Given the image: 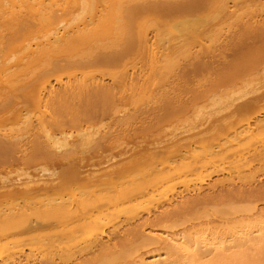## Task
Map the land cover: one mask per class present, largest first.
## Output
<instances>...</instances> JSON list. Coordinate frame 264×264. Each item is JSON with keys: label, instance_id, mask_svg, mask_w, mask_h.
I'll return each instance as SVG.
<instances>
[{"label": "rangeland", "instance_id": "obj_1", "mask_svg": "<svg viewBox=\"0 0 264 264\" xmlns=\"http://www.w3.org/2000/svg\"><path fill=\"white\" fill-rule=\"evenodd\" d=\"M118 1L120 0H117L116 2ZM224 1L226 3H222ZM170 3L173 6V8L160 7L152 12L142 13V17H143L142 24L146 26L145 29H147V37L149 39L148 40L149 42L147 44H144V46L142 45H138L136 47L134 46L131 49L127 50V52H125V54L127 53L126 55L123 54L124 52H122V54H120L118 57L113 59L112 62L105 61L103 63L93 64L92 66L91 65L84 66L86 68H83V66L79 67L77 65H70L62 69H54L53 72H51L53 69L52 70L50 69L51 71L47 69L48 72L50 71L51 73L49 76L50 78L47 76L50 79L51 86L56 89L62 87L61 85H64L66 82H68L69 81L68 78L72 77L71 79L74 80L73 76H68L69 74L75 73L76 76H78L79 72H83V71H85L84 72L85 74L81 73L82 75H86V76L90 75V77L92 76L93 80H95L96 82L98 80L99 83L107 85L108 88L109 87L112 88L111 93L113 94L110 95V97L113 96L111 97L112 99H110L108 95L102 97V101H100L101 98L99 99L100 105L103 108H101L100 105L98 104L99 101L97 102L99 108L103 109L104 115L103 113L100 112L101 115L95 118L90 124H88V126H86V124L77 125L76 123L78 127L77 126L75 127V125L73 124V119L75 118L74 116H72V114H74V111H72V107H70V104H67L66 105L67 107L65 105H64L65 107L62 106L63 110L62 108H59L61 107V105L58 106L57 104V106L56 105L55 106L58 108V111L57 108L53 106L52 107L53 113H52L51 105H50L51 103L46 102L48 98V97L46 98L48 92L45 93L44 90L42 91L43 95L41 101L40 100L36 101L37 99L36 100L32 99L31 94L36 95L40 93L39 85L36 81L31 83L36 86L35 88L19 89V91L13 96L14 101L12 96H10L8 100L7 97H5V94H3V92L2 93L0 92V100H1L0 106H2L0 107V115H2L0 116V134H7V135L10 134L9 136H11L12 133H16L21 129L23 131L26 130V128H28V126L30 125L32 126V124H33L32 127L34 128V132L36 131L37 132L36 134H38L40 132V128L39 131H37L38 121L42 116H44V118L46 119L45 121V119L42 117L44 121L49 122V125L47 123V127L54 133L56 137H60L58 141L60 142V144L62 143L63 145L60 146L58 142L56 145L54 144L57 148L53 145V147L49 146L46 149L50 150L52 154L56 150H57L56 152L58 153L63 152L62 154H67V153L69 154V156L65 155L66 159L64 158L61 159L62 162L60 160H57L56 162V159H54L56 154L55 152L52 156H49V154L48 156H46V154L42 151L39 153V151L43 149H37L38 151L34 149L35 152L33 153V156L30 154L31 159L25 162L24 160H19L17 158L18 154H14L12 151L9 150H7L9 152L4 151L6 154H8L5 155L8 158H6L5 156L0 157V178L8 176L9 179H14L15 176L17 177V174L19 172L20 174H22L21 172L25 171L26 169L29 171L28 173L31 177L38 179L39 181H43V179L48 180L51 175L55 176L53 172L58 173L59 171L60 173L61 171L64 172L63 175H61V173L60 174L55 173L56 175H59V177L61 175L60 180L61 182L63 181L61 184L63 185L64 188L60 187L61 189L59 188L60 190H58V192L62 190L60 195H58L60 198L65 199L66 201L69 200L78 201L79 198L81 199L82 197H86L88 201L90 199V201L92 200V202L95 203L96 202L101 203L103 201L106 202L110 197L112 198L116 196V193L114 195V191H115L113 189L114 187H107L105 188L106 190L101 189L99 190V192L97 191L98 193H96L95 196H93L95 194L94 192H89L92 193V195L88 193V191L90 190L86 186L87 185L86 181L83 180L82 182L74 181L70 171H68L69 169H71L70 167H75L77 163L81 165V162L76 161L77 160L76 158L77 155L79 156L81 154V153L79 154L78 151L79 150L81 151L82 146H83L82 149L85 150L88 149L87 151L90 150L89 152L92 151V153H89V155L91 154H92L91 156L94 155L93 157H91V160L94 159L93 161L95 162L96 161L95 159H100L101 161L102 156H107V155H103L105 153L108 154L109 152H116V149L117 148L119 149V147L125 143L128 145H123L124 147L131 146L127 148L129 150L130 149L132 150V148L135 150V148L137 149L141 145L143 147V144L146 146L147 145L151 146L150 144L162 138L165 132L171 131L172 127L175 130L177 129L176 130L177 132H179L180 130H184L183 131L184 134L186 130L185 132L186 134H191L193 132L200 130L202 128V125L205 124L204 126H207L206 122L208 123L207 120L209 121L212 120L211 117L213 116L212 113L213 111L217 110L223 112L225 109L229 108L230 105L233 104L234 106V105H239L240 103L242 104L243 103L242 101L245 102L248 100V98L250 99L253 96L257 95L259 92L264 91V62L259 61L255 65H251V66H247V65L243 66L242 63H244V61H242L241 64L237 63L236 65H233L232 63L228 65L227 62H225L226 59L232 61L242 60V56L240 58L239 55L240 54L242 55V53L245 54L252 44V37L248 35L249 32L247 30V27L249 25L248 24L245 25V23H249L252 25H256V24L260 25L264 23V10L262 11L261 8L254 3L251 4L248 2H242L240 0L239 1L238 0H170ZM223 4L228 5L226 7V10L222 8ZM246 17L248 18V20L245 19ZM242 18L245 20L243 21ZM180 30L185 31V34H182V36L180 35L182 38H185V40L181 39V37L178 36L179 33H181ZM173 36L175 37L174 40L177 37H179L180 40H182V42L180 41L179 44L176 43L179 47L181 46L183 47V48L181 47V50L177 46L176 47L169 45L161 46V47L158 46L159 43L165 41L168 38L171 39ZM237 41H239L238 42L239 47L235 46L237 45ZM203 47L204 48L209 47L210 49L209 48L208 49L212 52L211 55L205 57L204 56L197 57L198 56L197 54L203 51L204 49ZM19 49L21 50V48ZM19 49L18 48L13 49L12 53L10 50L11 55L9 53H7V55L9 54L8 56L5 55L9 59V60L7 59V62L9 61L12 64L13 63L12 61L14 62L17 61L16 59H18V57L22 53V51H20ZM164 54L166 57L163 56ZM3 57H1V59L7 58V57L5 58ZM231 58H234L236 60H233ZM1 59L0 61H3ZM153 60H154L153 62L154 64L151 67L150 62ZM7 62L5 63L7 64ZM229 69L231 70V72H229ZM46 71L45 73L49 75V73ZM125 73L126 75H124ZM149 74H151V77L149 76ZM154 75H155V79H154ZM123 76H125V78ZM90 77L88 78L91 80L92 78ZM145 77L150 79L147 80V78ZM118 78H122V79H118ZM120 80L122 82H120ZM153 80H155L154 83H152ZM133 86H135V89ZM138 89L140 91H138ZM131 90H133V92ZM159 94H162L165 97L163 96L162 98H160L161 95ZM157 95L159 96V99H155L157 100L155 101L154 97L158 98ZM107 97L109 98V100ZM5 100L9 102L8 103L6 101L8 104L7 107L5 106L6 104L3 105ZM16 100L19 103H17ZM153 100L156 103L158 101H161L158 102V105L159 104L163 105L164 103L165 107L164 105L161 106L160 110H158L160 112H157L156 110L152 111L151 109L157 106L156 103H154L156 106L153 104ZM114 101L117 102L114 103ZM118 102L120 103L119 105ZM112 104L114 106L116 104V106L114 107L112 106ZM17 105L18 107H16ZM150 105H152V107H150ZM260 105L263 106L264 101L263 103L261 102ZM110 106L111 108H109ZM9 107H11V109ZM116 107L118 111L115 112ZM8 108L10 110H8ZM54 108L56 109L57 114H54L55 113ZM66 108L68 110H66ZM105 108H106L105 112L108 109L111 110L113 108L111 111L112 113L109 111L106 112L105 114L104 112ZM3 110H5V112ZM150 110H151V114L149 115ZM139 111H141L142 114ZM50 112L52 114H50ZM154 112H156L157 114ZM196 112H198L199 115L198 114L195 115ZM210 112L212 116H209ZM216 112H214L215 117L217 116ZM220 112H218V114ZM255 112L256 111L254 112L252 111L247 114L245 113V115L240 116L239 118H235L234 119L235 121L234 120L230 121L232 124L228 125V126L231 125L234 126L233 128L237 133V131H239L241 128L243 129L246 126L247 123L245 122L250 121V125L249 124L248 125L250 127H254L255 129L254 136L256 135V137L252 136L253 138L251 137L249 139L250 144L251 143L253 144L250 145L249 141L246 140H238L240 141V144H242L241 146L238 145L239 143L236 142L237 139H235L234 141L233 139H231L232 137L230 138L233 132L228 133L226 135L225 134L220 135L222 131L220 130L219 134L215 133V135H213L216 138L214 137L215 138L214 139L215 142L213 141L214 145H211L212 144L211 143L210 147L214 146V149L218 150L220 148L219 147L217 148L216 146H220L219 145L220 143L222 145V149L223 148L228 150L231 149V152H233L232 150L234 147V149H237L235 150L237 152V156L236 154H234L236 153L235 151L232 154L230 153L231 155L234 154L233 156L229 154L230 152L229 151L228 154L224 156L226 158H224L223 156H217V157L214 156L211 159L212 160L211 163L208 162L206 163L207 165L203 167H200L199 164L198 165L199 167L194 166L193 169L191 170H187L185 168L186 170L183 171L181 170L182 172H175L178 173L177 177L176 174L172 175L171 177L170 176L171 174L169 175L168 173L172 170H166L163 175L164 179H161L159 177V180L156 179L154 180V182L150 181L151 182L150 184L153 185V188L157 187L158 189L153 193L152 196L138 198L136 200H133L132 202H120L121 204L114 203V205L110 207L108 213L107 212L97 213L96 214L97 216L94 219V221L89 223V227L78 233L76 240L66 238V239L52 241V243H45V241L43 243H40L38 241L21 242L17 245L10 247V250H5L3 252L1 251L2 253L0 252V263L1 261L9 262L14 258L16 259L20 256V253H21L20 257H22L26 255L25 253H27V251H29V253H34V255L27 253L30 255V258L34 257V259L37 258L40 259V256L42 258H44L43 256L45 255H46L45 257H48L52 255L53 252L56 253V251L59 252L62 250L64 251L66 249V250H70L69 252L72 253L73 255H76L71 260L72 264H74L75 262L76 263L79 262L81 264L82 260H84L82 261V263L86 262L88 264H93V263L98 264L100 258L97 254H96L97 256L94 254V252L97 253L98 247H95L97 248L96 250L87 249L88 247L87 242L90 241L89 243H92L93 239H95L94 241L96 243L97 241L98 242L100 241L101 243H105L108 245L111 244L112 242H113L112 244L115 243V245L112 244L109 245L112 247L115 246V249L112 248V253H117L118 251H116V249L119 250L123 247L124 248L126 247V249L131 248L129 249L130 256L127 255L121 260L115 262L114 264H149L151 260L158 258V254L160 253L162 254L163 250L159 249L157 244L153 245V243L152 245L150 243H141L139 245V240L146 234L149 235L152 234L151 236L162 235L160 237H166L169 235H173L174 233L179 234L180 232H181L180 234H185L183 232L186 233L189 232L193 234L195 231H200L205 229L207 230L214 227H220V229L223 227H229L232 226L236 221L242 219L244 222L245 221L248 222L251 221L256 216H258V218H264V215H258L260 214V211L262 209H263L262 211H264V156H262L261 158L258 155H255L256 149L258 151L264 148V140H263L264 124L258 125L256 127L254 125L256 123L255 119L257 120L264 119V112L260 114H255ZM130 113H132V115L133 114L136 115L138 113L140 116H143V118L140 120L139 118L135 119V121L134 119H132L130 121L131 124L129 122L128 124L120 127L117 124L118 122L117 120L120 118V116L121 118H125V116L129 117ZM159 113L161 117L159 116V118H157ZM151 115L153 116V118L151 117ZM144 116H146V120ZM195 116H197V119L194 118ZM49 117L51 118L55 117V119H51ZM246 118H249V120ZM31 122L32 124L29 125V123ZM213 122L214 120H212V123ZM26 124H28L26 128H23ZM228 126L227 128L225 127V130L228 129ZM235 126L237 127L238 130L235 128ZM127 127L128 129H126ZM114 128H117L118 131L117 129ZM257 128L259 129L260 133L257 132L258 131ZM108 129L110 130V132H108L109 131ZM87 130L91 131V135L95 133V136L93 134L92 137H96L98 142H101V140L103 141V143L101 142L102 145L101 143L98 142L96 143V145H98L96 146L97 150H95V146H93L92 144L88 145L89 147L86 146V142H84V140L81 139L83 138L82 136L84 135L81 134L82 136L80 135L81 136L80 138L79 134L83 132H87ZM114 130H116L119 133L117 134V132L116 131L114 132ZM111 131L112 134L115 133L113 134L115 136L111 134ZM107 133H109L111 137L113 136L112 140L109 134H108L109 138L106 139ZM36 134L34 133V135ZM88 134L90 135V133ZM96 134L99 136L97 137ZM127 134L130 138L127 136ZM223 135H225L226 137ZM100 136L101 137L104 136L105 138L102 139ZM66 137H67L66 143L68 142L67 144L64 143ZM63 138L65 139L63 140ZM98 138L101 140H99ZM38 139L42 141L41 144H44L43 141L45 139L44 137H43L44 140L42 139L41 133H39ZM75 139H78L77 141L79 143L81 141H83L84 143L82 142L80 144H77L78 142ZM104 139L106 142L104 141ZM109 139L110 141H108ZM254 139L259 141H255ZM231 140H233L234 143ZM73 142L75 145L74 147L72 144ZM257 142L258 144L259 142L261 144L258 145ZM76 146L78 147V149ZM101 146L106 147V149L105 148L103 149V147ZM242 146H246V147H242ZM206 147L209 148L208 143L206 144V146L201 145L200 147L198 145L197 146L198 149L196 148L195 150V152L197 153L195 154H198L199 157L204 155V153L206 154V152L208 151L207 150L208 148L206 149ZM65 148L66 150H64ZM70 148H72L74 151L77 150V153L75 154L76 156L72 154L74 151H72ZM100 151L102 153H99ZM43 153L46 157L43 156ZM67 156L69 159L67 158ZM74 156L76 157L75 159ZM204 156L202 157L203 160H204ZM48 157L50 159H46ZM118 157L120 160L121 159L122 160L120 161L116 159H111L108 162L102 164L99 163L100 164L99 167H98L99 164L97 165L95 164V165L97 168H99V171L100 170L103 171L112 168V166L113 167L118 166L117 164L127 159L126 154L125 157L122 155L121 157L120 156ZM190 157L188 158L187 155V158L186 159L182 158L183 161L182 160L181 161L185 163L190 161L189 163H192L193 160L191 159L193 157L192 158ZM244 157H246L247 162L245 159H243ZM239 158H241V161L239 160ZM83 159L84 161H86L87 156H85ZM83 159L81 161H83ZM102 160H103L102 162H104V159ZM146 163L148 164V162L143 161L140 162L139 166L138 164L136 165L137 167H135L134 169L135 174L132 172L134 176L131 175L132 178H135L137 180V178H139L140 176L141 178L143 176H146L147 174L146 172L149 171L148 165H146ZM73 164H75V166H71ZM197 164L198 163H196L195 165ZM94 167L92 168V172H94L93 171ZM78 168H80V170L79 169L78 170L81 172L84 169L82 173L79 172L80 173L79 176L86 177L87 175L88 176L90 175L87 173V171H90L91 169L89 170L87 168L86 171V168H81L80 166H78ZM97 168H95V170ZM68 172L71 177L68 175ZM136 173L138 175H136ZM166 174H168V176ZM131 176L129 177L131 178ZM59 177H57V179ZM168 177L172 179L171 180L169 179L168 181L167 180ZM125 179L126 178L122 179L123 184H120L118 180V184H120L121 186L116 183L117 186L115 187V189H118L117 187L120 186L119 188L121 190V187L122 185H124V183L125 185L128 186L127 184L128 177L126 182ZM164 180L166 181L163 185V183L160 181H164ZM128 183H130V180ZM0 184H1L0 186L3 187L0 188V196H1L0 204L1 206L3 205L5 207L6 204L4 205V201L7 202L8 200L11 201L13 199L7 198V196L9 197L8 193H5L7 190L4 191L7 188V186L5 187L1 179H0ZM156 184L161 187H158ZM129 185H131V183ZM154 185L156 187H154ZM56 195L57 194H55V196ZM119 195L117 194V196ZM59 197H55V200L62 201V199H60ZM111 198L109 200H111ZM191 198L192 199L198 198V202L193 204L194 205L193 208L185 209L177 216L163 217L160 220L156 219L161 214L165 213L168 210L174 209L176 206H179V204H181L183 201L185 200L187 201ZM9 201L7 202L8 207L11 206L9 204H13V203L15 204L17 202V201H11L10 203ZM91 205L90 206L88 205V207H86L85 210H82L79 216H86L89 212H91L90 211ZM230 207L231 209L235 207L236 208L240 207L239 209L242 208L243 211L241 209L240 212L235 214L213 213L215 210H220L222 208H230ZM135 222L138 225L141 224L142 226L141 227L138 226L139 228L137 230V234H134V236L131 235L132 237L130 239V236L128 238V234L126 233L125 235L124 233L128 229L127 227L130 228L131 226L136 225ZM138 231H140V233ZM115 233L117 234L116 236ZM173 236H175V234ZM75 241L77 242L81 241V242L80 244L77 245V242L75 243ZM82 242L83 244L86 243V246L83 245ZM92 244H90V246ZM76 245L78 246V248L80 247V245H81L80 248H83L82 246H84L87 252H85L86 250H84L83 253L81 254V251H79V249L77 250V247H75ZM116 246L118 247L116 248ZM136 246L138 247L136 248ZM74 247L76 249H74ZM132 248L133 249L136 248V249L133 250ZM43 253L44 255H42ZM216 253L217 252L215 251L211 253L206 252L204 253L205 255L202 259L193 258L192 261L194 262V264H205L209 260L217 259L215 257ZM163 256L164 254H162L161 257ZM90 260L91 261L94 260V261L91 262ZM178 262L179 264H182V260H179ZM249 264L252 263L249 262Z\"/></svg>", "mask_w": 264, "mask_h": 264}, {"label": "bare ground", "instance_id": "obj_2", "mask_svg": "<svg viewBox=\"0 0 264 264\" xmlns=\"http://www.w3.org/2000/svg\"><path fill=\"white\" fill-rule=\"evenodd\" d=\"M116 1L117 0H0V59L3 56H4L3 58H5L9 54L11 55V53L13 52L12 51L13 49L21 48V50L20 49L19 50L22 51L21 55L18 57V59H16L17 61H15V62L12 61L13 62L12 64L9 61H8L9 63L7 62L8 57L6 59H1L3 61H0V92L1 93L3 92V94H5V97H7L8 100H9L10 96H12L13 101H14L13 96H14V94H16L19 91V89L35 88L36 86L31 84V83L36 81L39 85V92L40 93L36 94V95L31 94L32 99H35V100L37 99L36 101H39V100L41 101L42 95H43L42 91L44 90L45 93L48 92L46 98L47 97L49 98V100L47 98V100L49 102L47 100H46V102L51 103L50 104L51 105V111H52V107L53 106L56 107L57 104H58V106L61 105V107H59V108H62V106L65 107L67 104H70V107H72V111H74V114H72V116H74V118H75V119H73V124L75 125V127L78 124H81V125L86 124V126H88V124H90L95 118H97L98 116L101 115V113H103V109H101L103 107H101V105H100V101H102V97L108 95L109 98L112 99L111 97H113V96L110 97V95L113 94V93H111L112 88L111 87L108 88L107 85L99 83L97 79H96L97 80V82H96L95 80H93L92 76L90 77V75H88V76L82 75L81 73L85 74L84 73L85 71H83V72H79L80 75L78 74V76H76L75 73L69 74L68 76H73L74 80L71 79L72 77L68 78L69 81L71 79L70 82L68 81L64 85H61L62 87L56 89V88H53L51 86L50 79H49L50 78L49 76L51 74L50 71L53 69L51 71V72H53L54 69H62L64 67L70 66V65H77L79 67L83 66V68H86L84 66H90V65L92 66L93 64H99V63H103L105 61L106 62H110V61L112 62L113 59H115L120 54H122V52H124L123 54H125V52H127V50L131 49L134 46L135 47L138 45L144 46V44H147L149 42L148 41L149 39L147 37V29H145L146 26L142 24V21H143L142 13L152 12V11H154L160 7H162V8H164V7L173 8V6L170 3V0H120L118 2H116ZM240 1L248 2L251 4L254 3L258 7H260L262 11L264 10V1L263 0H240ZM222 3H226V2L224 1ZM227 6L228 5L223 4L222 8L224 10H226ZM245 19L248 20L247 17ZM245 19H243V21ZM243 23H245V22H243ZM247 24L249 25L247 27V30L249 32L248 35H250V37H252L251 47H249L248 51L245 54L242 53V55L241 54L239 55L240 58L242 56L241 61H238V60L232 61V60L226 59L225 62H227L228 65L230 63H232L233 65H236L237 63L241 64V62L244 61V63H242L243 66L244 65L251 66V65H255L259 61L264 62V23H262L260 25H257L256 23H255L256 25L245 23V25H247ZM180 32L181 33H179L178 36H180V35L182 36V34H185V31H183V30H180ZM194 35H197V34H194ZM172 38L166 39L165 41L159 43L158 46L161 47V46H168L169 45V46L179 47L177 44H179L180 41L182 42V40H180L179 37H177L179 39L176 38L175 40H174V38H175L174 36ZM181 39L185 40V38H182V37H181ZM240 41H241V39H240ZM238 42L239 41H237V45H235V46L239 47ZM241 43H243V42H241ZM174 44H176V45H174ZM181 47H179L180 50H181ZM208 48L209 47H205L203 49V51H201L198 54L196 53L198 55L197 57H202V56L205 57L208 55L210 56L212 52L209 50L210 48L209 49ZM10 50H11V53H10ZM200 50H201V48H200ZM7 53H9V54L7 55ZM5 55H7V56H5ZM163 56H165V54ZM225 58H226V56H225ZM231 59L236 60L234 58H231ZM5 62H7V64ZM151 62H152V64H151ZM151 62H150V66L152 67L154 64L153 63L154 60ZM47 69H49V70L51 69V70L48 72ZM45 71L48 72L49 75H47V73H45ZM229 72H231L230 69H229ZM150 73H152V72H150ZM86 74H87V72H86ZM124 75H126V73ZM149 76L151 77V74H149ZM88 77H90L92 79L90 80ZM123 77L125 78V76H123ZM145 78H147V77H145ZM118 79H122V78H118ZM149 79L147 78V80H149ZM154 79H155V75H154ZM151 81H152V78H151ZM154 81L155 80H153L152 83H154ZM120 82H122V81L120 80ZM133 87L135 89V86H133ZM133 90H131V91L133 92ZM136 91H137V89H136ZM138 91H140V90L138 89ZM141 91H142V89H141ZM161 91H163V90H161ZM30 92H32V91H30ZM159 95H161L160 98H162L164 96L162 94H159ZM173 95H175V94H173ZM173 95H172V97H173ZM129 96H131V95H129ZM157 97L158 98L154 97V100L159 99L158 95H157ZM109 98H108V100H109ZM130 98H132V97H130ZM99 99H100V101H99ZM35 100H33V101H35ZM154 100H153V104L156 103L155 101H157V100H155V101ZM6 101L7 100H5L3 105L6 104L5 106L7 107L8 101L7 102ZM98 101H99L98 104L100 105L101 108H99V106L97 105ZM103 101H105V100H103ZM112 101H110V102H112ZM263 101H264V91H261L257 95L253 96L252 98H250V99L248 98L247 101H245V102L242 101L243 102L242 104L240 103L239 105L233 106V104L230 103L232 105H230L229 108L225 109L224 110L225 112L224 111L223 112L217 111L215 108V110L217 112L213 111L212 112L213 116H212L211 112L209 113L210 114L209 116H212L211 118H212V120H214V122L212 123V120H210V121L207 120L209 125L207 122H206L207 126H204L205 124L204 125L201 124L202 128L200 130L197 129L198 131L193 132L194 134L193 133L186 134L185 133L186 130L183 134L184 130H180V131L178 130L179 132H177L176 131L177 129L175 130L172 127L171 131L168 130L169 132H165L163 137L160 138L159 140H157L156 142L151 143L150 144L151 146H149V145L146 146L143 144V147H142V145L141 146L139 145L140 147H138L137 149L135 148V150L133 148H132V150L127 149L128 147H131V146L124 147L123 145H128V144H126V143L123 144L121 142L123 145L120 146L119 149L117 148L118 150L116 149V152H109L108 154H106V153L103 154V155H107V156H102L101 161H100V159H95L96 160L95 162L93 161L94 159L91 160V157H93L94 155L91 156L92 154L89 155V153H92V151L89 152L90 150L87 151L88 149L87 150L82 149L83 146L81 147V151L80 150L78 151L79 154L80 153L81 154L79 156L77 155V158H76L75 154L77 153V150L74 151L72 148H70L72 151H74L73 153L70 152L73 155H75L74 159L76 158L77 159L76 161L81 162V165L78 163H77L78 165L76 164V166H75V164L71 165V166H75V167H70L71 169L68 170V171H70L74 181H81V182H82V180L86 181V183H87L86 186L90 190V191H88V193L94 192L95 194L93 193L94 194L93 196H95L96 193H98L99 190H101V189L106 190L105 188H107V187H114L113 188L115 190L114 195L116 193V196L112 197L113 199L110 197L112 201L109 200L110 199L109 198L108 201H106V202L103 201L101 203L100 202L95 203V202H92V200L90 201V199L88 201V199L86 197H82L83 199L79 198L78 201L77 200L66 201L65 199L60 198L58 195H60L62 190L60 192H58V190L61 189L60 187H63V185L61 184L63 181L61 182L60 177L64 173L61 171H60V173H61L60 177H59V175L55 174L57 172H53L55 176L51 175L48 180L43 179V181H39L38 179L31 177L28 173L29 171L26 169H25V171L21 172L22 174H20V172H19L18 173L19 175L17 174V177L15 176L14 179H9L8 176L0 178L1 181L3 182V184L5 185V187L7 186V188L4 190V191L7 190L5 193H8V195H9V197L7 196V198H9V199L12 198L13 200H11V201H17L15 204L12 202L14 205L9 204V205H11L10 207H8V205H7V202L9 200L7 202L4 201V205L6 204L5 207L3 205L1 206V204H0V252L1 251L3 252L5 250H10V247L17 245L21 242H25V241H29V242L38 241L40 243H43L45 241V243H52V241L66 239V238L76 240L78 233L89 227V223L94 221V219L97 216L96 215L97 213H103V212L108 213L110 207L112 205H114V203L116 204V203H120V202H132L133 200H136L138 198H144V197L152 196L153 193L158 189L155 185H154V187H156V188H153V185L150 183L152 181L154 182V180H156V179L159 180V177L161 179H164L163 175H164V172L166 170H172L173 172L170 171L168 174L169 175L171 174L170 175L171 177H172V175L176 174V177H177L178 173H175V172H182L183 170H186V169L191 170V169H193L194 166H198L199 164H200V167H203V166L207 165L206 163H208V162L211 163V161H212L211 159L214 156L215 157H217V156H223L224 157L225 155L228 154L229 151H230L229 154L230 153L232 154L235 150H237V149H234V147L232 150L233 152H231V149H229V150L225 149V148L222 149V145L220 143H219L220 146H216L217 148L218 147L220 148L218 150L214 149V146L210 147L211 143H212L211 145H214L213 141L216 138L213 135H215V133L219 134V131L222 130L223 132L221 131L220 135L221 134L226 135L228 133L233 132L232 135L230 136V138L232 137L231 139H233L234 141H235V139H237L236 142H238L239 143L238 145H240V146L242 144H240V141H238V140L249 141V139L252 136H254V133H255L254 127L249 126L250 125V121H248L249 118H246V119H248L246 121H248L249 123L244 121L245 123H247L246 126L243 129L241 128L242 130L240 129L239 131H237V133L233 128L234 126H232V125L228 126V125L232 124L230 121H233L235 118H239L240 116L245 115V113L247 114L249 112L256 111L255 114H260V113L264 112V105L263 106L260 105V103L261 102L263 103ZM16 102H17V100H16ZM116 102L117 101H114V103H116ZM120 102H122V101H120ZM158 102H161V101H158ZM158 102L156 103L157 106L154 104L156 107L153 106L155 108L151 109L152 111L156 110L157 112H160L158 110H160L161 106H163L164 103H163V105L162 104L158 105ZM164 102H166V101H164ZM13 103H15V102H13ZM17 103H19V102H17ZM101 104H102V102H101ZM119 104L120 103L118 102V105ZM10 105H12V104H10ZM152 105H150V107H152ZM112 106H114V105L112 104ZM115 106H116V104H115ZM207 106H208V104H207ZM231 106H233V107H231ZM0 107H2V106H0ZM16 107H18V105ZM117 107H119V106H117ZM117 107L115 108V112L118 111ZM164 107H165V105H164ZM9 108L11 109V107H9ZM9 108H8V110H10ZM109 108H111V106ZM146 108H148V107H146ZM146 108H144V109H146ZM222 108H224V107H222ZM112 109L111 110L108 109L106 112H109V111L111 112ZM8 110H6V111H8ZM62 110H63V108H62ZM66 110H68V109L66 108ZM105 110H106V108L104 109V112H105ZM147 110H149V109H147ZM151 110L149 111L150 112L149 115L151 114ZM212 110H213V108H212ZM3 111L5 112V110H3ZM12 111H13V109H12ZM57 111H58V108H57ZM57 111L55 109L54 114H57ZM141 111H139V112H141ZM143 111H145V110H143ZM106 112H105V114H106ZM113 112H114V110H113ZM147 112H146V114H147ZM214 112H216V115H217L216 117H215ZM218 112H220L221 114L220 113L218 114ZM52 113H53V111H52ZM52 113L50 112V114H52ZM138 113L136 115L135 114L132 115V113H130L129 114L130 116L129 117L125 116V118H121V116H120V118L117 120L119 123L117 122V124L121 127L123 125L128 124L132 119H134V121H135V119H138V118H139V120L142 119L143 116H140ZM154 113H156V112H154ZM14 114H15V112H14ZM141 114H142V112H141ZM197 114H198V112H196L195 115H197ZM103 115H104V113H103ZM143 115H144V113H143ZM152 115H151V117L153 118ZM0 116H2V115H0ZM146 116H144L145 120H146ZM155 116H157V115H155ZM159 116L161 117L160 113L158 114L157 118H159ZM163 116H164V114H163ZM42 117L44 118V116H42ZM42 117L38 121V130L37 131H39V128H40L39 133H41L42 139H43V137L45 139V140L43 139L44 144H41L42 141H40L38 139L39 133L36 134L37 132L36 131L34 132V128L32 127L33 124L31 122V123H29V125L32 124V126L30 125V126H28V128H26V126L28 125V124H26L23 127V128H26V130H24V131L21 129L20 131H18L16 133H12L11 136H9L10 134L9 135L0 134V157H4L5 155H8L4 151L9 150V151H12L14 154H18L17 158L19 160H24L26 162L27 160L31 159L30 154L33 156V153L35 152L34 149H36V150L37 149H43V150H40L39 153L42 151L46 154V156H48V154H49V156H52L55 152L57 154V157L55 154V158L54 157H52V158L56 159V162H57V160H60L62 162L61 159H63V158L66 159L65 155L69 156L68 153L62 154L63 152L58 153V152H56L57 151L56 150L52 154V152H50V150L46 149L49 146L53 147L54 144L56 145L59 142L58 140L60 139V137H56L54 135V133L47 127V123L49 125V122H45L46 119L44 118L45 119V121H44V119ZM49 118H51V117H49ZM194 118L197 119V116H195ZM213 118H215V119H213ZM51 119H55V117L51 118ZM70 121H71V118H70ZM70 121H69V123H70ZM255 122H254L255 124L253 123L255 125V127L258 125H261V124L263 125L264 119H262V120L261 119H258V120L255 119ZM76 123H77V125H76ZM130 124H131V122H130ZM69 125H71V124H69ZM251 125H252V123H251ZM227 126H228V129L225 130V127L227 128ZM72 127H73V125H72ZM115 127H117V126H115ZM120 127H118V128H120ZM134 127H136V126H134ZM20 128H21V126H20ZM229 128H231V129H229ZM235 128L237 129L236 126H235ZM114 129H117V128H114ZM126 129H128V127ZM111 130H113V129H111ZM257 130L256 131L260 133L258 128H257ZM260 130H261V128H260ZM115 131L116 130H114V132ZM117 131H118V129H117ZM124 131H127V130H124ZM108 132H110V130ZM34 133L36 135H34ZM88 133H90V135H91V131L87 130V132L80 133L79 136L81 134L84 135V136L81 135L83 138H81V136H80V138L83 139L84 142H86V146L92 144L93 146H95V150H97L96 149L97 148L96 146H98V145H96V143L98 142L97 138L92 137L93 134L95 136V133H93L91 136ZM118 133L119 132H117V134ZM108 134L109 133H107V136H108ZM111 134H112V131H111ZM113 134H115V133H113ZM225 135H223V136H225ZM34 136H37V137H34ZM98 136L99 135H97V137ZM104 136H106V135H104ZM104 136L101 138L102 139L105 138ZM107 136H106V139L109 138V136L108 137ZM113 136H115V135H113ZM127 136H128V134H127ZM63 137H64V135H63ZM112 137L110 135L111 140L113 139ZM123 137H124V135H123ZM254 137H256V135ZM39 138H40V136H39ZM77 138H79V137H77ZM64 139L65 138H63V140ZM227 139H228V137H227ZM75 140L77 141L78 139H75ZM99 140H101V139H99ZM233 140H231V141L234 143ZM254 140L259 141L256 139H254ZM64 141H65L64 142L65 144L68 143V142L66 143L67 137ZM104 141H105V139H104ZM108 141H110V139ZM74 142L72 143L73 147L75 146ZM82 142L83 141H81L80 143H82ZM101 142L103 143L102 140H101ZM101 142H98V143H101ZM260 142H261V140H260ZM260 142H259V144L257 142V144L260 145L261 144ZM80 143L78 142L77 144H80ZM102 143H101V145H102ZM207 143L209 145V148L206 147V149L208 148L207 149L208 151L206 152V154L203 152L204 155H206V156L202 155L199 157L198 154H195V153H197V152H195V150H196L198 145L200 147H201V145L206 146ZM59 144H60V142H59ZM249 144H250V141H249ZM251 144H253V143H251ZM61 145H62V143L60 144V146ZM82 145H85V144H82ZM217 145H218V143H217ZM68 146H70V145H68ZM106 146H107V144H106ZM64 147H66V146H64ZM99 147H100V145H99ZM101 147H103V146H101ZM242 147H246V146H242ZM59 148H61V147H59ZM104 148L106 149V147H103V149ZM44 149H46V150H44ZM77 149H78V147H77ZM238 149H240V148H238ZM64 150H66V148ZM68 150H69V147H68ZM193 150H194V152H193ZM9 151H7V152H9ZM51 151H52V149H51ZM103 151H105V150H103ZM255 151L257 153V154L255 153V155H258L261 158H262V156H264V148H262V150H258V151L256 149ZM13 153H11V154H13ZM44 153H43V156H45ZM99 153H102V152L100 151ZM99 153H97V154H99ZM125 154H126L127 159L123 158L126 160L117 164L118 166H114V167L112 166V168H110V169L105 168L106 170L102 169L103 171H101V170L99 171V168L96 167L97 164H99V163L102 164V163L108 162L111 159L120 160L118 156L121 157V155H122L125 157ZM234 154H236V156H237V152ZM187 155H188V158L190 156H191L190 158H192V157L194 158V159L193 158L191 159V160H193L192 163H189L190 161L186 162V163L182 162L183 161L182 158L186 159ZM233 155H231V156H233ZM68 156H67V158H68ZM85 156H87L86 161H84V159H83ZM203 156H204V160L202 158ZM5 157L8 158L7 156H5ZM246 157H244L243 159L246 160ZM200 158H202V159H200ZM224 158H226V157H224ZM46 159H50V158L48 157ZM82 159L84 162L81 161ZM102 159H104V162H102L103 161ZM239 160L241 161V158H239ZM256 160H257V158H256ZM143 161L148 162V164L146 163V165H148L149 171L146 172L147 174L145 173L146 176H143L142 178L140 176L136 180L135 178H132L131 175H133V173L135 172L134 169H135V167H137L136 165L138 164V166H139L140 162H143ZM246 162H247V160H246ZM196 163H198V164L195 165ZM100 164L98 165V167L100 166ZM78 166H80L81 168H86V171H87V168L89 170L91 169L90 171H87V173L90 175L89 176L87 175L86 177L79 176L80 175L79 172H81V171H79L80 168H78ZM149 166H150V168H149ZM93 167H94V170H93L94 172H92ZM95 168H97V169L95 170ZM83 170H82V172H83ZM58 173H59V171H58ZM168 174H166V175L168 176ZM68 175L70 176L69 172H68ZM136 175H138V174L136 173ZM129 176H131V178ZM57 177H59V178L57 179ZM127 177H128V182L130 180L131 185H129L130 183H128V182H127L128 186L125 185V183H124L125 186L122 185L123 188L121 187V190H120V188H119L121 186L120 184H123L122 179L126 178L125 179V182H126ZM169 179L171 180L172 178L168 177L167 180L169 181ZM118 180H119L120 184H118ZM165 181L166 180L160 181V182H162L164 185ZM156 182H158V181H156ZM116 183L118 185H120L119 187H117L118 189H115V187L117 186ZM64 185H65V183H64ZM158 187H161V186H158ZM0 188H3V187L0 186ZM63 191H64V189H63ZM259 192H260V190H259ZM119 193H120V195H119ZM55 194H57V195L55 196ZM89 194L92 195V193H89ZM117 194L119 196H117ZM55 197H59L60 199H62V201L61 200H55ZM114 198L116 200L117 199L118 200L116 201ZM191 199H189L187 201L182 200L183 202L181 204H179V206H176L174 209L166 211L165 213L161 214L156 219L160 220L163 217L177 216L179 213H181L185 209L193 208L194 207L193 204L198 202V198L192 199V200ZM63 200H65V201H63ZM11 201H9V202L11 203ZM91 203H92V205H91ZM122 204H124V203H122ZM88 205L89 206L91 205V207H90L91 212H89L86 216H79L81 214L82 210H85L86 207H88ZM231 207L230 208H222L220 210H215L213 213L214 214H233V213L235 214V213L240 212L242 209V208L239 209L240 207L239 208L235 207V208L231 209ZM262 210L260 211V214H258V215H264V211H262ZM242 211H243V209H242ZM152 222H155V221H152ZM135 224L136 225L133 224L134 226H131L130 228L127 227L128 229L124 233L125 235L127 233L128 238L130 236V239L132 237L131 235L134 236V234H137V230L139 228L138 226H140V227L142 226L141 224L138 225L136 222H135ZM138 232L140 233V231H138ZM180 233L179 234L174 233L175 236H173L174 235L173 234V235H169L166 237H160L162 235L151 236L152 234L151 235L146 234L143 237L141 236L142 238L139 240V245L141 243H150L152 245V243H153V245L157 244L159 249L163 250L162 254H164V256L161 257L162 254L157 253L158 258L151 260L149 262V264H170V263L179 264V262H178L179 260H182V264H194V262L192 261L193 258L202 259L205 255L204 253H206V252L211 253L213 251L217 252L216 256H215L217 259L209 260L205 264H247V263L249 264V262H251L252 264H264V218H258V216H256L251 221H248V222L245 221L244 222L243 219L238 220L232 226L223 227L221 229H220V227H214V228L207 229V230L205 229V230L195 231L193 234L189 233V232L188 233L183 232L185 234H180ZM116 235L117 234L115 233V236ZM137 236H139V235H137ZM94 240L95 239H93V242H92L93 244L89 243L90 241L87 242L88 243L87 246L89 247V248L87 247V249H90V250L95 249L96 250L97 248H95V247H98L97 253L94 252V254L95 255L97 254L100 258V261H98L99 262L98 264H114L115 262L121 260L125 256H127V255L130 256L129 249H131V248L126 249V247L125 248L123 247L119 250L116 249V251H118L117 253H112V248L115 249V246L112 247L109 245H111L113 242L108 245L105 243H101L100 241L99 242L97 241V243H96ZM128 241H129V239H128ZM76 242L77 241H75V243ZM80 242H77V245L80 244ZM82 244H83V242H82ZM90 244H92V245L90 246ZM77 245L75 247H77V250L79 249V251H81V254H82L83 251L86 249L84 248V246H82L83 248H80L81 245L78 248ZM83 245L86 246V243ZM112 245H115V243ZM142 245H144V244H142ZM147 245H149V244H147ZM138 246H136V248ZM75 247H74V249H76ZM117 247L118 246H116V248ZM136 248H134V249H136ZM68 249H70V248H68ZM65 250L64 251L62 250L59 252L56 251V253L53 252L54 254L51 252L52 255H50V256L47 255L48 257H45L46 256L45 255V256H43L44 258H42L40 256V259H38V258L34 259V257L30 258L29 254L34 255V253H29V251H27V253H29V254L25 253L26 255L20 257L21 256V253H20V256L18 258H16V259L14 258V259L10 260L9 262H6V261L2 262L1 261L0 264H69V262H70V264H72L71 260L76 255H73L72 253H70L69 252L70 250H66V251ZM95 250H93V251H95ZM51 251H53V250H51ZM85 252H87V250ZM85 252H84V254H85ZM23 254H24V252H23ZM42 255H44V253ZM92 256H94V255H92ZM82 261H84V260H82ZM82 261H81V264L86 263V262L82 263ZM93 261H91V262H93ZM74 264H80V263L75 262ZM86 264H88V263H86Z\"/></svg>", "mask_w": 264, "mask_h": 264}]
</instances>
